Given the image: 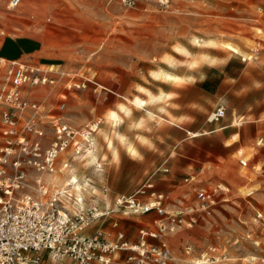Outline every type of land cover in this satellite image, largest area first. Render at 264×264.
Listing matches in <instances>:
<instances>
[{"label":"rangeland","instance_id":"obj_1","mask_svg":"<svg viewBox=\"0 0 264 264\" xmlns=\"http://www.w3.org/2000/svg\"><path fill=\"white\" fill-rule=\"evenodd\" d=\"M9 2L5 7L13 28L0 29V40L4 39L0 50L42 70L52 68L69 73L76 83L86 81L85 89L71 92L63 90L61 84L37 87L33 97L45 103L42 111L60 114L76 129L100 119L95 151L105 144L110 147L109 132L121 123L120 118L110 120V115L117 108L124 109L120 103L143 107L164 101L160 97L168 86L155 82L168 81L163 72L191 74L192 66L216 58L224 63L229 59L226 72L234 80L240 78L233 87L235 94L220 97L219 105L226 109L225 118L232 115L236 119L245 114L260 117L263 121L259 123L257 137H264V0H171L167 9L155 2L125 9L117 0H20L12 9ZM38 6L40 12L36 10ZM205 73L206 70L202 71L200 76ZM149 90L160 96L154 98ZM62 101L66 108L60 112L58 105ZM166 104L156 112L161 113ZM3 110L0 107V117ZM104 110L106 116L100 117ZM144 110L142 118L153 119L158 126L162 124L160 116L154 118L149 108ZM49 114L44 121H50ZM145 127L142 123L141 128ZM113 137L117 139L118 134L113 133ZM119 141L123 143L121 138ZM254 141L218 167L204 166L206 175L202 180L227 181L231 188L229 199L210 216L196 213L192 227L187 228L184 223L168 237L173 264H195L203 253L215 260L207 264H264V179L238 164L242 158L250 159L251 166L264 163V150L257 153L252 147ZM80 160L72 164L75 178L70 181H76L75 187L80 190L68 188L71 198L63 197L64 210L70 214L80 210L81 205L76 202L79 198L84 200V209L90 204L108 206L107 202L96 200L103 172H95L90 167L92 162ZM62 174L52 179L51 192L66 186L64 178L68 174ZM249 191L254 193L246 197ZM187 199H194L192 191ZM183 210L189 212V208ZM120 222L137 223L126 218ZM142 222L146 224L145 220ZM107 223L106 220L101 231L106 230ZM100 224L94 222L87 233L94 234ZM185 246L191 247L188 255ZM52 264H68V260Z\"/></svg>","mask_w":264,"mask_h":264},{"label":"built area","instance_id":"obj_2","mask_svg":"<svg viewBox=\"0 0 264 264\" xmlns=\"http://www.w3.org/2000/svg\"><path fill=\"white\" fill-rule=\"evenodd\" d=\"M125 9L155 2L167 9L171 0H117ZM20 0H10L8 7L16 8ZM86 81L74 82L69 73L49 68L42 70L19 60L0 57V264H50L68 260V264H173L168 237L176 234L186 223H196V213L210 216L220 204L228 202L230 186L224 182L199 187L206 170L200 168L183 180L193 187V204L166 211V197L156 191L153 174L132 194L116 195L106 208L90 204L86 209L70 214L64 210L67 190L72 185L52 189V177L68 171L72 164L90 161L95 172L103 171V163L95 160V135L101 124L97 119L82 128L72 127L60 114L41 110L45 103L33 97L37 87L61 84L63 90H83ZM60 102L58 110H65ZM49 114L50 121H44ZM226 109L219 105L207 117L208 123L225 117ZM253 149L264 150V137H258ZM241 169L254 171L264 179V163L259 167L250 159H239ZM69 177V176H68ZM76 182V181H75ZM108 189L103 188L107 193ZM254 191L246 193L251 197ZM155 212L162 218L151 222V227L138 231L136 241H128L113 215L144 216ZM261 214H257L258 219ZM110 221L113 231L98 227L89 235L87 229L99 221ZM191 247L185 246L186 255ZM215 261L200 256L195 264Z\"/></svg>","mask_w":264,"mask_h":264},{"label":"crops","instance_id":"obj_3","mask_svg":"<svg viewBox=\"0 0 264 264\" xmlns=\"http://www.w3.org/2000/svg\"><path fill=\"white\" fill-rule=\"evenodd\" d=\"M6 5L7 0H0V29L11 30L13 22L6 13ZM39 6L43 9L42 5ZM39 6L36 9L38 12H40ZM3 43L4 39L0 40V46ZM11 55L0 50V57L18 60ZM228 61L229 59L224 63L219 58L202 61L191 67V74L163 72V78L168 81L155 79V82H162L168 86V90L162 91L160 97H164V101L158 100L143 107H136L132 103H120L119 105L130 113L125 114L124 109L119 108L111 111L116 113L121 123L109 132L112 139L110 147L105 144L103 149L98 148L95 151V160L103 162L104 165L101 183L97 188V201L107 202L109 206L116 195L134 193L141 186L142 181L153 174L156 191L166 197L164 207L187 208L193 204V200L187 199L191 191L193 192V187L183 182L187 175L197 172L200 168L204 169L206 165L218 167L222 161H228L233 153L258 138V126L263 120L257 116L245 114L235 119L230 115L218 122L206 121V114L219 106L220 97L234 93L233 87L240 79L234 80L228 75L226 72ZM204 70H206L205 75L200 76ZM148 92L154 98L160 96L158 92L153 93L150 90ZM144 100L147 102L146 99ZM163 104L166 105L158 114L157 108ZM144 108H149L148 112L154 118L160 116L162 124L158 126L153 123V119L142 118ZM106 113L107 111L104 110L100 117L106 116ZM237 122L240 124L238 125ZM142 123L146 125L143 129ZM113 133L118 134L117 139L113 137ZM140 138L144 141L142 142ZM131 151L134 153H130ZM261 156L264 158V154ZM61 177L63 176H58V179L62 181L69 179L68 176L64 179ZM71 177L75 178L74 172ZM219 182L227 183L221 179L215 183ZM70 184L72 188L77 185L76 182ZM211 184L214 183L204 179L199 187ZM101 187L107 188V193H102ZM124 218L137 223L122 225L120 220ZM161 218L155 212L139 217L123 214L111 217L119 222L118 231L125 232L127 240L131 242L134 241L136 232L151 227L152 221ZM144 220L146 224L142 222ZM103 224H100L99 228ZM105 228V232L113 231L110 221Z\"/></svg>","mask_w":264,"mask_h":264},{"label":"bare ground","instance_id":"obj_4","mask_svg":"<svg viewBox=\"0 0 264 264\" xmlns=\"http://www.w3.org/2000/svg\"><path fill=\"white\" fill-rule=\"evenodd\" d=\"M116 119H117V115H115L114 113H112V115H110V120L116 121ZM74 170H75V166H72L68 171H66V172L63 173V175L64 174L65 175L68 174L67 176H69V179L67 178L68 181H67L66 185H69L70 184V181L72 179L71 175L73 174ZM55 177H57V176H53L52 179L55 178ZM75 189H76V191L80 190L79 187H75ZM79 201L80 200H77L76 202L78 203Z\"/></svg>","mask_w":264,"mask_h":264}]
</instances>
